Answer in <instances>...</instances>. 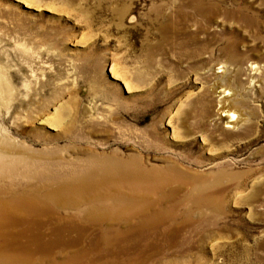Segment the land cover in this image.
<instances>
[{
    "label": "rangeland",
    "instance_id": "374dc122",
    "mask_svg": "<svg viewBox=\"0 0 264 264\" xmlns=\"http://www.w3.org/2000/svg\"><path fill=\"white\" fill-rule=\"evenodd\" d=\"M0 78V141L32 159L16 181L89 154L175 164L197 178L167 204L212 203L131 260L264 264V0H0Z\"/></svg>",
    "mask_w": 264,
    "mask_h": 264
},
{
    "label": "bare ground",
    "instance_id": "6f19581e",
    "mask_svg": "<svg viewBox=\"0 0 264 264\" xmlns=\"http://www.w3.org/2000/svg\"><path fill=\"white\" fill-rule=\"evenodd\" d=\"M7 89L0 78V96ZM220 107L226 127L233 126L234 112ZM22 154L0 141V264H40L33 260L38 254L51 264H137L131 251L158 252V239L170 243L178 232L174 225L191 221L188 209L179 212L182 203H212L194 186L167 204L184 185L196 183L175 164L160 168L135 155L89 154L22 183L12 176L14 165L32 160ZM61 255L64 260H57Z\"/></svg>",
    "mask_w": 264,
    "mask_h": 264
}]
</instances>
